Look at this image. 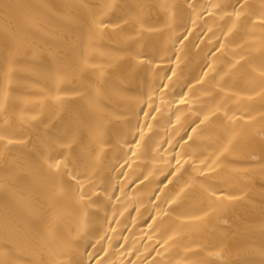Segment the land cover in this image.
<instances>
[{
  "label": "bare ground",
  "instance_id": "6f19581e",
  "mask_svg": "<svg viewBox=\"0 0 264 264\" xmlns=\"http://www.w3.org/2000/svg\"><path fill=\"white\" fill-rule=\"evenodd\" d=\"M0 264H264V0H0Z\"/></svg>",
  "mask_w": 264,
  "mask_h": 264
}]
</instances>
